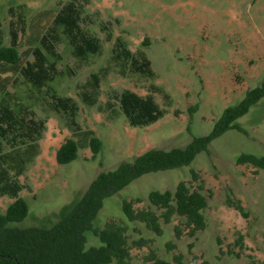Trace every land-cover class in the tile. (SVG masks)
I'll use <instances>...</instances> for the list:
<instances>
[{"label":"rangeland","instance_id":"1","mask_svg":"<svg viewBox=\"0 0 264 264\" xmlns=\"http://www.w3.org/2000/svg\"><path fill=\"white\" fill-rule=\"evenodd\" d=\"M68 1L0 0L4 44L11 43L10 8L22 9L28 31L21 36L18 48L23 63L33 61L35 39L47 32L54 16ZM79 2L87 22L94 21L90 30L103 40L100 54L81 61L62 36L57 49L62 57L58 63L60 75L45 89L32 87L18 74L2 76L0 80V100L6 98L16 109L28 106L47 120L39 142L40 153L21 177L26 188L20 196L29 206V215L16 224L18 227L49 228L60 219L62 209L81 198L101 172L113 171L151 149L184 148L194 138L208 135L224 110L240 102L264 79V0ZM101 23H110L112 41H106ZM117 37L126 40L134 52L145 50L156 74L154 80L136 74L120 75L112 62ZM95 73L101 75L100 97L95 106H88L79 93ZM151 84L162 87L171 96L172 104L157 122L134 127L114 95L131 90L145 96ZM53 91L76 100V120L81 130L94 131L102 141L95 158L80 134L75 137L81 144L78 158L58 164L57 151L74 133L61 115L50 110L49 93ZM155 97L165 107L163 98ZM237 124L242 131L230 130L214 140L209 153H200L190 166L146 174L105 200L96 227L103 228L108 220L115 219L127 225L130 245L140 238L154 240L142 248L132 245L129 264H152L147 260L151 249L167 261L180 254L183 264H264V170L237 163L241 154L264 156V99ZM192 170L199 174L208 199L204 231L195 237L185 232L177 240L174 226L184 222L180 217L164 224L161 236L143 223L127 220L123 200L138 199L135 208L142 209L149 206L151 191L174 192L181 181L195 187L200 181L192 180ZM229 199L240 200L247 215L229 206ZM12 201L0 196V214ZM240 236L242 246L236 244ZM87 239V247L100 244L92 232L87 233ZM169 242L176 248H168Z\"/></svg>","mask_w":264,"mask_h":264},{"label":"trees","instance_id":"2","mask_svg":"<svg viewBox=\"0 0 264 264\" xmlns=\"http://www.w3.org/2000/svg\"><path fill=\"white\" fill-rule=\"evenodd\" d=\"M10 45L4 44L0 20V80L2 76L18 74L32 87L43 90L59 75L58 63L61 54L58 45L61 37L67 38L75 58L86 61L91 55H98L103 49V40L90 30L94 24L87 22L83 5L79 0L65 3L54 16L52 25L45 34L35 39L31 55L33 61L23 63L19 51V41L28 31L25 12L10 8ZM100 30L106 34V41L113 40L110 23H101ZM112 62L120 75H140L146 80H154L156 74L145 50L134 52L126 40L117 37L112 49ZM6 79V78H4ZM2 81V80H1ZM6 81V80H3ZM100 74H92L81 88L79 96L83 103L95 106L100 97ZM160 95L162 107L156 100ZM50 110L66 120V126L74 133L67 139L56 154L58 164H68L78 158L81 144L75 137L80 134L87 141V147L95 158L102 149V141L94 131H82L76 118L79 105L71 97H62L55 91L49 93ZM120 109L130 125L144 127L161 119L171 106V96L155 84L149 86V94L141 96L131 90L114 95ZM264 99V79L255 88L248 90L245 97L233 106L227 107L215 121L212 131L205 136L194 138L184 148L171 150L151 149L136 156L130 163H121L113 171L101 172L88 186L78 200L62 209L60 219L49 228L18 227L29 215V206L20 196L26 185L21 181L28 166L40 153L39 142L47 129V120L39 118L28 106L14 108L6 99L0 100V196H8L13 201L6 211L0 214V264H129L132 245L138 248L151 245L154 240L140 238L130 245L128 227L123 221L110 219L103 228L95 226V221L106 199L117 195L140 177L160 171L181 169L190 166L197 156L210 151V144L230 130L242 131L237 121ZM111 105V104H109ZM237 163L251 165L264 170V156L241 154ZM192 180L199 182V174L191 171ZM202 181L193 187L190 182L181 181L172 191H151L149 206L136 209L140 200H123L122 209L129 222L143 223L155 235L164 233L163 225L180 217L183 223L174 226V236L181 239L185 232L195 237L207 228L205 210L208 199ZM229 206L246 216L240 200H228ZM92 232L100 241L98 246L87 247V233ZM243 236L236 242L242 246ZM220 242V241H219ZM221 243V242H220ZM168 248L176 244L169 242ZM240 258L239 254H236ZM147 260L152 264H183V256H174L167 261L151 249ZM206 264V263H205Z\"/></svg>","mask_w":264,"mask_h":264}]
</instances>
